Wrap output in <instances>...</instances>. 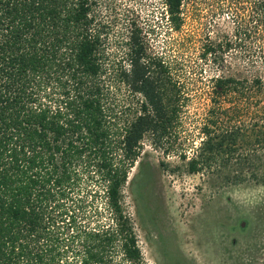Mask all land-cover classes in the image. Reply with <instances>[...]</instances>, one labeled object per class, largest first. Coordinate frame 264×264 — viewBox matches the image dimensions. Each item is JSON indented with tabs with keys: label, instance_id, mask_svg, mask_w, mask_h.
Masks as SVG:
<instances>
[{
	"label": "trees",
	"instance_id": "1",
	"mask_svg": "<svg viewBox=\"0 0 264 264\" xmlns=\"http://www.w3.org/2000/svg\"><path fill=\"white\" fill-rule=\"evenodd\" d=\"M164 2L178 30L182 0ZM96 4L0 0V264H146L122 189L144 139L169 152L185 101L139 25L109 62ZM233 42L203 48L221 71L198 144L178 152L189 173L208 168L227 183L264 158V71L230 72L220 53ZM121 86L137 102L124 119Z\"/></svg>",
	"mask_w": 264,
	"mask_h": 264
},
{
	"label": "rangeland",
	"instance_id": "2",
	"mask_svg": "<svg viewBox=\"0 0 264 264\" xmlns=\"http://www.w3.org/2000/svg\"><path fill=\"white\" fill-rule=\"evenodd\" d=\"M164 1L96 0L94 7L104 24L109 62L120 60L127 29L139 25L147 46L169 59L185 101L169 152L143 140L122 189L123 206L146 264H264V158L253 170H244L245 180L227 183L208 168L189 173L178 157L181 148L191 155V143L198 144L211 77L221 71L210 56L201 58L203 48L234 41L220 53L229 71H264L261 0H182L178 30L170 27ZM236 28L240 34L234 40ZM115 96L119 116L129 117L136 98L124 86Z\"/></svg>",
	"mask_w": 264,
	"mask_h": 264
}]
</instances>
